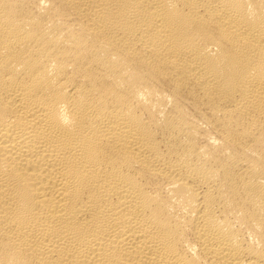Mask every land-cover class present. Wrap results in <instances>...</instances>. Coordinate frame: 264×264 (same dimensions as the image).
I'll use <instances>...</instances> for the list:
<instances>
[{
    "label": "bare ground",
    "instance_id": "bare-ground-1",
    "mask_svg": "<svg viewBox=\"0 0 264 264\" xmlns=\"http://www.w3.org/2000/svg\"><path fill=\"white\" fill-rule=\"evenodd\" d=\"M0 264H264V0H0Z\"/></svg>",
    "mask_w": 264,
    "mask_h": 264
}]
</instances>
